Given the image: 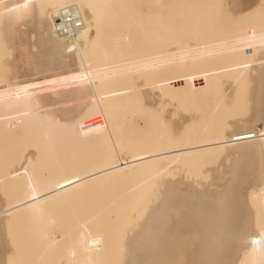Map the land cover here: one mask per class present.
<instances>
[{
    "label": "rangeland",
    "instance_id": "obj_1",
    "mask_svg": "<svg viewBox=\"0 0 264 264\" xmlns=\"http://www.w3.org/2000/svg\"><path fill=\"white\" fill-rule=\"evenodd\" d=\"M116 1H106L104 24L107 23V25L102 26L101 39L97 43L94 42L89 51L86 50L88 53L83 52L87 61L85 58H82L81 61L85 59L86 64L77 60L68 69L73 72L70 81L68 79L64 81V78L67 77L64 73L59 74L65 76H63V81L59 80L62 77H59L58 74L56 77L59 79L54 80L55 76L53 78L52 75L50 76L52 73L42 75L47 71L41 69L43 72H39L40 68L34 67L39 69L37 76L40 73L41 75L40 78L35 76L36 80L32 82L33 86L31 85V88L27 86V89L29 88L28 90L32 93L34 87H37L32 93L34 95L37 91V95L34 96H38L39 93L41 95L44 89L43 98L42 95L38 96L44 107L60 105L62 102H59L64 101L65 98V101L69 102L70 98L67 100V97L71 96L70 92L73 89L75 91H72L73 98L70 99L72 102H69L70 105L72 106L73 100L76 98V103L81 100L79 98H82L80 104H84H81L83 108L81 106L79 109L77 106L80 104L74 102L75 105H73H77L76 107L80 111H76L73 107L70 108L68 102L64 104L65 101L61 106L69 105L68 109L58 106L60 108L58 112L62 113L64 111L62 108L66 110L62 114L59 112L61 115L66 114L67 111L69 113L70 109H73L77 112L76 115L78 114L79 119L74 118L76 119L74 125L70 123L71 127L68 125V128L58 132L54 130L53 134L41 132L38 128L37 131L34 129L28 131L29 128L24 126V123L20 124L21 127L17 123L24 119L22 118V109L17 108V101L12 100L13 97L16 98L13 94L15 91L10 85L13 66L6 68L8 71L4 68L14 57L17 59V49L10 45L7 35H5L6 32L3 31L4 23L0 17V89L4 87L5 92L0 91L6 93L7 90H11L13 96L7 92L5 96L10 95L8 99L0 92V95H3L0 96V115H4V117L0 116V209L7 204L9 206L16 201L18 203L32 188L33 191L42 190L54 183L62 182L65 178L73 177L80 171L105 166L110 161L117 160V153L124 157L126 154H139V152H145L159 145L162 146L163 143L158 142L160 140L170 142L171 145L177 142L189 145L215 144L222 140V136L249 135L252 132H257L254 127L263 130L264 0ZM1 5L0 3V7ZM1 8L3 9V7ZM33 18L30 17L31 21L27 19L28 22L22 29V32L26 34L25 39L28 40L23 39V42H26L22 43V48L26 49L23 51L27 54L30 53V50H34L32 53H36L40 49V46L37 47L38 38L36 37L40 32L42 33L41 23H43L44 17L38 19L40 22L42 20L40 25L36 22L37 19ZM118 34L120 35L118 36ZM119 41L122 42V45ZM113 44L114 46H112ZM192 49L199 52V58H201V54L202 57L208 54V57L201 58L203 61L199 60V63L195 62L193 65L190 63ZM10 51L11 53H9ZM182 55H185L186 58L184 56V60H182L181 57L179 59L181 62L176 63L175 57ZM4 74L7 75L4 77L5 80L2 78ZM47 77H50L52 83ZM41 78L48 79L50 85ZM38 79L42 82L41 87H44L43 85L46 83L45 87L48 88V91H45V87L39 88L41 83H37ZM7 80L9 84L6 83ZM53 80L59 81L60 83H57L59 85ZM133 80L137 85H140V88H133L135 85ZM62 82L67 85L64 83L62 85ZM68 82L73 83L68 85ZM36 84H39V87ZM54 84L58 90L49 88L55 86ZM5 85L11 86V89ZM60 85H62L61 88H59ZM68 86L71 88L69 87V92L66 91L67 96L62 91ZM59 89L67 97L63 98L61 93L57 94ZM46 94L49 96L47 97ZM51 95L53 98L61 96L63 99L60 101L58 99L51 100ZM11 107L17 108V110ZM56 111L53 114H57ZM95 111L98 115L95 114ZM2 112L9 116L7 117ZM14 112L16 113L14 114ZM99 112L106 118H99ZM18 118L20 119L18 120ZM126 118L127 120H125ZM104 120L109 122L110 137L105 126L102 125ZM100 121L102 122L100 123ZM124 121L125 123H123ZM8 122L12 127L17 123L16 129L8 125ZM2 123L7 124L4 127L5 131L1 127ZM255 139L254 143L239 150L236 148H234L235 150L230 148L220 150L213 147L208 151L204 149L198 154L194 153L195 155L186 159L185 168L188 171L187 176H189L187 179L191 178L189 182L195 180V183L191 182L196 186L199 185L197 187L201 188L199 192L207 195L208 192H212L210 187L220 185L218 188L216 187V191L214 190L216 188H213V193L205 197L207 199L209 196V199L212 197L211 201L227 199L229 204L222 209L225 214L226 212L230 213L231 207L229 208V206L236 202L238 209H236L237 214L235 215L241 216L245 210L242 211L241 204L247 200H244L246 197L242 198L247 190L246 186L249 184L248 187H259L263 184L264 145L259 141V138ZM252 149L255 150L254 154H252L254 151ZM26 152H31L34 160L29 171L21 172L20 164ZM161 167V163H150L124 176L111 175L95 181L91 186L80 189V191L59 196L58 200L55 199L56 201L45 205L39 216L31 210L27 213L12 215L14 220L11 218L7 220L8 222H0V264H154V262L156 264L159 260L160 262L157 264H173V261L175 264H191L192 262H189L192 261L191 257L195 259L193 261L210 260L205 255L208 252L209 237L214 232L212 227L217 223L209 221L213 219L212 216L215 217V214L213 212L210 214L209 210L197 206L196 209H189L188 213L186 211L187 214H182V217L185 216V218L193 216L189 222L185 224L183 222V225L177 224L178 228L169 226L167 223L170 217L168 215L170 211H167L169 195L166 192L167 199L159 195L161 192L159 184L164 182V179L168 181V177L166 173L160 176L161 179L156 175ZM253 171H256L258 176ZM227 178L230 179V183ZM193 184L190 183V189L192 186L195 188ZM25 187H30L31 190L24 192ZM233 188L238 191L234 197L233 195L236 193H233L235 191L232 190ZM239 188L242 190V194L244 193L243 195H240ZM189 191L193 193V190ZM163 196L165 197V194ZM228 196L229 198H226ZM217 197L220 200H216ZM238 198L243 200V203ZM14 200L15 202H13ZM160 200H163L162 203H167V205L164 204V208L162 207L163 214L160 213V216L159 214L157 216L164 217L167 221L164 219L162 221L161 218L160 221L163 224L159 223V227L157 219L155 218V223L154 217ZM246 202L244 204L247 209ZM158 209L161 210V207ZM250 210L251 208H248L247 212H251L250 214L253 216ZM202 217H204L203 220ZM206 221L207 223H205ZM227 221L228 219H225L223 224L229 227ZM260 221H263V218L260 217ZM195 224H200L201 228H198V225L196 228ZM234 224L230 223V226H234ZM156 225L158 229L161 228L159 229L161 232L156 229ZM172 228L177 229L175 232L179 230L178 234L175 232L173 234ZM191 228H194V231ZM182 229L186 232H183ZM85 231L92 236H100L104 242L97 256H92L88 260L85 259V254L78 246L79 232ZM156 232L159 233L156 234ZM156 235L159 237L155 238ZM160 235L162 236L160 237ZM172 235H176L174 239H171L174 237ZM191 238L194 240L191 241ZM188 239L191 242L187 241ZM226 241L228 240L226 239ZM189 242L196 247V250H199L197 253L193 254L194 249L189 248L191 247ZM168 243H172L173 247L167 245ZM183 244L187 246H183ZM168 250H176L178 253L176 251L170 253ZM167 254L170 256L163 257ZM247 260L248 257L245 262L241 259L239 261L234 259V262L239 264L242 261V264H251L254 261L253 258L252 261ZM220 264H224V262L222 261Z\"/></svg>",
    "mask_w": 264,
    "mask_h": 264
},
{
    "label": "bare ground",
    "instance_id": "obj_2",
    "mask_svg": "<svg viewBox=\"0 0 264 264\" xmlns=\"http://www.w3.org/2000/svg\"><path fill=\"white\" fill-rule=\"evenodd\" d=\"M106 1H110V0H0V3L2 4L1 7H3V9L0 7L1 8L0 11H2L0 13L1 14L0 17L2 19L1 18L0 19L4 23V27H3L4 30L3 31L6 32L5 35H7V39L10 41L9 43H11L10 45H13V47L15 46V48L17 49L16 50L11 46L14 50L17 51V59H15V57H14V59H13L14 61L11 60L10 63H7L9 65L4 66V68L8 69V67L13 66V68H11L13 71V72L11 71L13 73L12 74L13 77H11L12 79H10L11 80L10 85L12 86V90L15 91V93L13 92V94H14V96H16V98L11 95V93H12L11 90H10L11 91L10 92L6 89V87H9V86L5 85L6 86L5 89L13 97L12 100H15V102L17 101L18 105L13 101L15 103V105H17V108L19 107V109L20 108L22 109L21 110L22 111V118L24 119V120L23 119L22 120L24 122L20 121L19 120L20 118H18L19 121L18 120H16V121H18L17 123L19 124V126H20V124L22 125V123H24V126L29 128L28 131L31 129L36 130L38 128L39 130H41V132H47V133L53 134L54 130H56V132H58L64 128H68L69 127L68 125H70V123H72L74 125V121H76V119L77 120L79 119V117H77L78 114L76 115V113H77L76 111L81 109L80 107L84 104L83 103H81L82 105L80 104V101L82 100V98H79V100L81 99L78 102L80 105H78V106L76 105L77 107H79V109H78L76 106H74L75 105L74 102L77 99L76 98L73 100L74 105L73 104H72V106L70 105V103H69V102H71L70 99L73 98L72 97V91H75V90L73 89L70 92V94H71L70 97H67L68 95L66 94L67 93L66 91H68V90L70 91L69 87L71 88V86H68L67 89L63 87L65 89V91H64V89H63V91L61 90L67 96H64L65 94L61 93L60 89H59L60 92L59 91H58V93L56 92L59 95L61 93L63 98L67 97V100L70 98L69 102L68 101L67 102L69 103L70 108L73 107L76 110L75 111L72 109L73 110L72 111L70 109V112H72V113L70 114V112L68 113V111H67L68 114L66 113L64 115H61V114L66 111L65 109L69 108V105L67 107L61 106V105H63V102L66 100V98L64 101H60L63 99V98L61 99V96L58 95L60 97V99H59V97L53 98L51 95V100L52 99H58V101H60L59 103L62 102V104H60V105L57 102H55L58 104L57 106H55V107H57V109H54L55 108L54 106L51 107L49 102H48V104L50 106L47 105V108H46V106L44 107V105L41 103L42 100L40 101V99H39V97L41 95H42L41 97L43 98V93H44L43 88L45 87L46 83L49 85H50V83H52V81L50 80V77L49 78L47 77L51 81L50 83H49L48 79L41 78L42 80L45 79L47 81V82L45 81L46 83L43 85L44 87H41L42 82L39 81V79L37 80V83L40 82L41 85H40V87H39V84L38 85L36 84V85L39 88L43 89V93L41 95H39L40 93L38 94L39 97L34 96L37 93V91H35L36 93L34 95L32 94V93H34L33 92L34 89H36L37 87H34L32 93H30V91L28 90L29 88L27 89V86L31 88V85L33 86L32 82L34 80H36V77L40 78L39 76L41 75V73L38 74V76H37V73H38L37 70H39V69L34 68V67L38 66V68H40L39 72L47 71V72L42 73V75L45 73H47V74L52 73V74H50V76L52 75L51 76L52 78L55 76L54 80H57L56 78L59 79V77H62L59 80L63 81L62 79H63V76L65 75L67 77L64 76L66 78V79L64 78V81L67 79H68V81H70L71 75L73 72H70L71 70L69 71L68 69H70V67H72L73 63L78 60V62L80 61V62L86 64L84 60L86 59V61H87V58H85L86 56H83V52H85L86 50L89 51L90 48L92 47L91 45L94 42L97 43L99 41V39H101L100 37L102 36V26L105 25L104 23L106 20V17H105V13H106L105 7L107 5ZM113 1H116V0H113ZM117 1H120V0H117ZM178 1H187V0H178ZM67 7H71L74 9L75 12H77V14L79 15V17L81 18V21H82V28L80 29V31H78V33L76 35H74L72 37L59 38L54 34V16L57 14L58 11H60L61 9L67 8ZM30 17L36 18L37 20L36 19L35 20H36V22H38L39 25L42 22V20L40 22L38 19H42L44 17V21H43V23H41V25L43 27L42 33L40 32V34H38L39 36L36 37V38H38L37 39L38 42L36 41V44L38 43L37 47L40 46V49H38L37 52L35 50L36 53H32L34 50H30V53L27 54L24 52L26 49L22 48V46H23L22 43L26 42V41L23 42V39L27 40V39H25L26 34H24L22 32V29L24 26H26V23L29 21ZM27 19H28V21H27ZM109 20H111V19H109ZM30 21H31V19H30ZM111 23H112V21H111ZM106 25H107V23H106ZM119 35L120 34H118V36ZM30 38H32V37H30ZM116 38H119V37H116ZM105 41H107V40H105ZM120 43L122 45V42H120ZM116 44H119V43H116ZM88 46H90L89 49H87ZM112 46H114V44ZM119 47H120V45H119ZM112 48H114V47H112ZM3 51H5V50H3ZM9 53H11V51ZM191 53H192V61L190 62L191 64H193L195 62L199 63L198 62L199 60L203 61V60H201V58L206 59L204 57L205 56L208 57V54H205L203 57L201 56L202 55L201 54L200 55L201 58H199V52H196L193 49H192ZM4 55H5V53H4ZM9 56H11V55H9ZM184 56L182 55V56L175 57V62L180 63L181 61L179 62V59L182 57L183 58L182 60H184ZM82 58H85V59H83L84 62L81 61ZM185 58H186V56H185ZM6 62H8V61H6ZM77 63H75V64H77ZM193 65H195V64H193ZM82 66H83V64H82ZM41 69L43 71H41ZM35 71H36V73H35ZM33 72H34V74H33ZM63 73H64L63 76L59 75V74H63ZM6 74H7V72H6ZM57 74L59 75V77H56ZM5 76H7V75L4 74V76L2 78L4 79ZM28 77H30V78L27 79ZM34 77H35V79H34ZM6 79H8V78L6 77ZM136 79H138V78L136 77ZM136 79L134 78V80H136ZM134 80H133V82L135 83L136 81H134ZM72 81H73V79H72ZM2 82L4 83V81H2ZM54 82H56V81H54ZM6 83L9 84L8 80ZM57 83H60V82L58 81V82H56V84ZM63 83L64 82H62V85L65 84V83L64 84ZM70 83L68 82V85ZM134 83H133V85H134ZM56 84H54V85L56 86ZM51 85H53V84H51ZM57 85H59V84H57ZM62 85H60L59 88H61ZM65 85H67V84H65ZM133 85H131V86H133ZM11 86L9 87L10 89H11ZM55 86H51V87L48 86V87L51 89L57 88V86L56 87ZM139 86L140 85H137L135 83L133 88L138 89V88H140ZM3 88L0 90L4 91ZM39 88H38V90H39ZM72 88H74L73 85H72ZM47 89L45 87V91ZM56 90H58V88ZM0 92L2 93V91H0ZM40 92H41V90H40ZM76 92H78V91L76 90ZM6 93H2V94H4V97H6V98L8 97V99H9L10 95L8 94L9 96H5ZM2 94L0 96H3ZM74 95H75V93L73 94V96ZM46 96H47V94H46ZM48 96H49V94H48ZM75 97L76 96H74V98ZM44 98H45V96H44ZM55 101H57V100H55ZM13 102H11V103H13ZM53 102H54V100H53ZM67 102L65 101L64 104H67ZM95 102H96V100H95ZM98 102H100V101H98ZM11 103H10V105H11ZM78 103H76V104H78ZM4 105L7 106V104H4ZM13 106H14V104H13ZM58 106L64 107V108L66 107L65 109L62 108V110H64L62 113H61V111H59L61 114L58 112V109L60 110V108ZM14 107H16V106H14ZM3 108L4 107H2V109ZM17 108L16 109L12 108V109L17 110ZM82 108H83V106H82ZM8 110H9V108H8ZM55 110H57L56 111L57 114H53V112H55ZM74 111H75V114L73 113ZM15 113L16 112H14V114ZM3 114H5V113H3ZM10 114H12V113H10ZM80 114H82V113H80ZM95 114L98 115L97 112ZM99 114H100L99 118L105 117V116H102L103 114L101 115L100 112H99ZM17 115L20 116V114H18V113H17ZM2 116L4 117V115H2ZM53 118H54V120H53ZM74 118H76V119H74ZM3 119H5V118H3ZM125 120H127V118ZM16 121H14V122H16ZM12 122H13V120H12ZM101 122L102 121H100V123ZM17 123L13 124L14 125L13 127L9 124V122H8V125H10L12 128H14ZM123 123H125V121ZM5 124H3V123L1 124L2 125L1 127L3 129L5 127ZM102 125L105 126V128L108 131L109 137H110L111 136V130H110L109 122L104 120ZM70 127H71V125H70ZM15 129H16V127H15ZM254 129H256L257 132L256 133L252 132L249 135H241V136L231 135V136H224V137L222 136V140L220 142L217 141L218 143H215V144L199 143L198 145H196V144L195 145H189V144H184L182 142H177V143H172V145H171L170 142L160 140L158 142L163 143L162 146L159 145L158 147L151 148L150 150H146L145 152L144 151L142 153L139 152V154H126V155H124V157H122V156H119V153H117L118 154V157H116L117 160L110 161L108 164H106L105 166H102V167H92V168L86 169L84 171H80L77 174L73 175V177H70V178L68 177L67 179L65 178L66 180L63 179L62 182L54 183L45 189H42V190L37 189L38 191H33V188L31 190L30 187H25L24 192L27 190L28 191L31 190L32 192L31 191H29V193L26 192V195H24L23 199L26 198L30 194L29 197H27V199H25L24 201H23V199L18 201V203H17V201L15 202V200H14L13 202H15V203L14 204L12 203V205H9V206H8V204L6 206L4 205L2 207V209H0V222H2V223L8 222L7 220H9L13 216H15L14 214H16V215L20 214V213L23 214V213H25V212L27 213L28 211H31V210L34 211L37 214V216H39L43 212V208L45 205H48L49 203L58 200V197L61 195H64V194L67 195L66 193H72L75 191L77 192L78 190L80 191V189L82 190L87 186H91L92 183H94L95 181H99V180L107 178L111 175L112 176L113 175L114 176H124V175L135 172L141 166H147L150 163H161L162 167L160 168V170L158 171V173L156 175L160 177L161 175H165V173H166V176L168 177L167 178L168 181H166V179H164V182L161 181L162 183L160 182L161 184H159L160 185L159 191L162 192L163 188H164L163 195L165 194V197L161 194V192L159 193V195H161L162 198H164V199H167L169 197L167 199L168 202L164 199L163 200L168 203V205H167V203L166 204L164 203V204L168 206L167 211L168 210L170 211V213L168 214L170 216L169 217L170 223L166 219H164V217L163 218L159 217L160 213H162V207L164 208V204L162 203L163 200H160V203H158V204H160V205L162 204V206L157 205V210L155 212V217H154V220H155V218L157 219V225L159 223H161L164 219V221H167L169 226H171L173 228L174 227L178 228L179 225H177V224L183 225V222L185 224L191 220L190 218L193 219V216H189L188 217L189 220H188V218H185V216L182 217V214L183 213L187 214L189 209H196L197 206H199L205 210H209L211 212L210 214H212V212L215 214L214 215L215 217L212 216V218L213 219L215 218V219L214 220L212 219L209 222L213 221V223H214V221H215V223L216 222L217 223L212 227V231L214 230V232L209 237L210 238V241H208L209 243L207 242L208 243V245H207V251L208 252L205 250L207 252V255H205V257L208 256V258L210 260L205 261L204 259L203 260L199 259V260L193 261L195 259L193 257H191L192 261H189V262H192L191 264H193V262H195L194 264H220V262H222V261L224 262V264H235L236 262H234V259H237V261H239V259H241V260H243V262H245L247 257H248V260H250V261H252V258H253L254 261L257 262V264H264V181H263V184L259 185V187L258 186L257 187H252V186L248 187L249 184L247 186L245 185L247 187V190H245V194H247L246 196L244 193H243L244 195L242 194V190L239 188V192L241 190L240 195H243L242 198L246 197L244 200L247 199L246 200L247 202L244 201V203L246 202L248 207L246 206L247 207V209H246L245 208L246 204L243 203V200L238 198L239 201L241 203H243V204H241L243 206L242 211H243V209H245L244 212H242L241 216L238 217L235 215V214H237L235 211H236V209H238V206H236V202L233 200L232 196H231V198H232L233 202H235V204L232 203L231 206H229V208L231 207L229 209L230 213L226 212V214L223 213L222 209H224L228 206L229 203H228L227 199H222V201H211L210 199L212 197L210 199H209L210 196L208 197V199L206 198L207 195H209L210 193L211 194L213 193V188H216V187L218 188L220 186L218 183H217L218 186H216V187L213 184L214 187L213 188L210 187L212 189V192H208V194L205 195L204 193L199 192V190L201 189V188L200 189L197 188L199 185L196 186L195 184L192 183L193 181L195 183L194 179H193V181L191 180L192 182L191 181L189 182V180L191 178L187 179V177L189 178V176H187L188 171L185 168V166H186L185 164L187 162L186 159L191 157L192 155H195L194 153H197V154H198V152L200 153V151L204 150V149H206V151H208V150H211L213 147H217L220 150H225L226 148H230L233 150H235L234 148H236L237 150H239V149H242L243 147L249 146L250 144L254 143V140H256L255 138H259L260 139L259 141H261V143L264 145V128L262 131L256 127H254ZM6 130H8V129L6 128ZM17 130H19V129H17ZM0 131H1V129H0ZM4 131H5V129H4ZM9 131H11V130H9ZM121 131L123 132V129ZM111 140H112V138H111ZM252 150H254V149H252ZM254 153H255V150L252 152V154H254ZM33 160H34V156L31 155V152H26V154L22 157V162L20 164V166H21L20 171L21 172L29 171V169L31 168L30 165L33 162ZM258 160H259V158H258ZM263 162H264V160H263ZM259 163H260V160H259L258 164ZM257 167L260 168L261 166H257ZM263 168H264V166H263ZM216 170H218V169H216ZM256 171H259V170H256ZM256 171H253V172H255L257 175ZM259 172H262V171H259ZM262 173H260V174H262ZM232 177H231V179H232ZM245 177H246V175H245ZM218 178H220V177H218ZM160 179H161V177H160ZM229 180L230 179H228V182H229ZM239 180H241V179L239 178ZM225 182L226 181L224 180V183ZM190 183L195 185V188H193L194 186H192V189H190L189 188ZM221 183H223V182H221ZM240 183H241V181H240ZM231 185H233V184H231ZM231 187H233V186H231ZM234 187H235V185H234ZM217 188L214 190L216 191ZM236 188H238V186H236ZM187 189L193 190V193H191L189 190H188L189 193L186 192ZM194 189H195V192H194ZM222 189H223V187H222ZM243 189H245V187H243ZM203 190H204V188H203ZM210 190H208V191H210ZM229 190H227V191H229ZM232 190L236 191L235 188H233ZM235 191L233 193H236V194H234L233 197L237 195L238 191H236V192ZM166 192L168 193L167 195H169L168 197H166L167 196ZM217 192H219V191H217ZM243 192H244V190H243ZM225 193L227 194L229 192H225ZM228 195H230V194H228ZM18 196H20V195H18ZM161 196H159V197H161ZM223 198H224V195H223ZM226 198H229V196ZM217 199H218V197L216 198V200ZM213 200H214V198H213ZM218 200H220V198ZM9 204H11V203H9ZM237 205H238V201H237ZM158 207H161V210L158 209ZM248 208L249 209L251 208L250 211H252L253 216L250 214L251 212H249V211H248L249 212V214H248V212H247ZM158 210H160V211H158ZM186 211H187V213H186ZM179 212L181 215L179 214ZM158 214H159V216H157ZM229 215H230V217H229ZM156 216L159 217L160 219L157 218ZM260 217L263 218V221H260ZM161 218H162V221H160ZM203 218L204 217H202V220H203ZM225 219H228L227 222L229 224V227L227 225L223 224ZM12 220H14V219L12 218ZM199 221H201V220L199 219ZM201 222L203 223V221H201ZM201 222H199V223L201 224ZM155 223H156V220H155ZM197 223H198V221H197ZM205 223H207V221ZM230 223H232V224L235 223V224H234V226H230ZM161 224H163V223H161ZM200 224H195L196 226L195 225L194 226L197 228V225H198V228H199L202 225V224L201 225ZM157 225H156V229H158ZM182 225H181V227H183ZM189 226H190V224H189ZM159 227H160V224H159ZM168 228H170V227H168ZM159 229H161V228H159ZM193 229H192V231H194ZM170 230H171V228H170ZM176 230L177 229H175V230L173 229V234ZM204 230H205V228H204ZM204 230H200V231H204ZM178 231L175 233L178 234ZM184 231L185 230H183V232ZM188 231H190L189 228H188ZM159 232H161V231L159 230ZM159 232H156V234ZM171 232H169V233H171ZM180 232H179V235H180ZM199 233H201V232H199ZM209 233H210V231H209ZM79 234L80 235L78 238V246H80L81 251H83V253L85 254V257H86L85 259L88 260L92 256H97V254L101 251V249L104 245L103 239L100 236H92L87 231L82 232V233L79 232ZM188 235H189V233H188ZM161 236L162 235H160V237ZM170 236H171V234L169 235V239H170ZM172 236H174V237H172L171 239H174L176 235H172ZM185 236H187V235H185ZM191 236H193V235H191ZM158 237H159V235H156L155 238H158ZM179 238H181V237H179ZM197 238L199 239V237H197ZM184 239H186V238H184ZM189 239L187 241H190ZM226 239L228 241H226ZM193 240H194V238H193ZM193 240L191 238V241H193ZM168 242H170V241H168ZM171 242L173 244L176 243V241H175V243L173 241H171ZM227 242H229L231 244L228 243V246H227ZM180 243H179V245H180ZM183 243H184V241H183ZM171 244L168 243L167 245H170L171 247H173L172 246L173 244L172 245ZM186 244L185 245L183 244V246H187ZM225 244H226V246H225ZM179 245H178V247L180 250ZM189 246H191V247H189L190 249L191 248H192V250L194 249L193 254L197 253L198 249L196 250V247H194L193 244L190 243ZM200 248H201V244H200ZM174 249H175V247H174ZM176 249H177V246H176ZM168 251H170V253H171L173 250H168ZM175 251H173V252H175ZM159 252H157V253L159 254ZM176 252L178 253V251H176ZM165 253H167V252H165ZM70 255L72 256L73 254L71 253ZM184 255H186V254H184ZM159 256H160V254H159ZM166 256L169 257L170 255L169 256H168V254L165 256L163 255V257H166ZM161 258H162V256H161ZM242 258H245V259H242ZM249 258H251V259H249ZM163 259H165V258H163ZM166 259L168 260V258H166ZM173 259L176 260L175 258H173ZM173 259H170V260H173ZM254 261L251 262V264H255L256 262H254ZM157 262H156V264H157ZM159 262H160V260H159ZM173 262H174L173 264H175V261H173ZM164 263H166V262H164ZM168 263H170V262H168ZM186 263H187V260H186ZM154 264H155V262H154ZM239 264H242V261H241V263L239 262Z\"/></svg>",
    "mask_w": 264,
    "mask_h": 264
},
{
    "label": "built area",
    "instance_id": "obj_3",
    "mask_svg": "<svg viewBox=\"0 0 264 264\" xmlns=\"http://www.w3.org/2000/svg\"><path fill=\"white\" fill-rule=\"evenodd\" d=\"M82 28V21L73 8L61 9L54 16V34L59 38H69Z\"/></svg>",
    "mask_w": 264,
    "mask_h": 264
}]
</instances>
